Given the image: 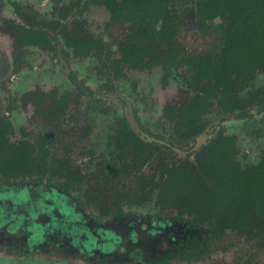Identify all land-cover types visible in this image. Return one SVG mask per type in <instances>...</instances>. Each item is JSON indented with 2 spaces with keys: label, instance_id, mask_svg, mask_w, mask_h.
Listing matches in <instances>:
<instances>
[{
  "label": "rangeland",
  "instance_id": "rangeland-1",
  "mask_svg": "<svg viewBox=\"0 0 264 264\" xmlns=\"http://www.w3.org/2000/svg\"><path fill=\"white\" fill-rule=\"evenodd\" d=\"M203 1L168 2L174 15H186L172 42L187 57L221 51L223 31L216 27L221 21L197 15ZM251 1L264 5V0ZM75 23L104 39L114 58H120L134 27V22H112L108 7L94 0H0V121L9 117L14 142L48 138L52 155L70 161L79 175L78 180L60 176L50 186L49 176L18 183L0 175V264H264V199L252 197L247 180L238 176L226 182L228 198L215 215L258 207L251 228L228 232L200 259L185 257L190 248L184 225L176 220L179 207L162 209L158 191L145 188L146 182L160 181L161 159L193 161L190 148H210L218 132L236 137L242 171L261 164L264 69L240 86L246 100L259 95L250 116L225 117L213 135L188 142L181 140L177 125L183 105L196 94L185 81L192 79L188 68L171 74L163 66L123 67L115 73L97 56H79L68 45L65 35ZM20 24L49 34L50 47L19 45L12 26ZM64 95L71 96L67 111L51 120L45 114L55 97ZM221 118L217 105L203 122ZM134 130L175 153L162 149L147 162L130 153L120 158L117 138ZM101 168L114 180L95 177ZM211 187L219 193L217 183ZM192 233L198 240L197 231Z\"/></svg>",
  "mask_w": 264,
  "mask_h": 264
},
{
  "label": "trees",
  "instance_id": "trees-1",
  "mask_svg": "<svg viewBox=\"0 0 264 264\" xmlns=\"http://www.w3.org/2000/svg\"><path fill=\"white\" fill-rule=\"evenodd\" d=\"M94 1L108 7L112 22H134L132 35L120 49V58H114L112 49L106 45L104 39L88 34L83 24L75 23L69 29L65 35L66 42L77 55L93 54L103 67L118 74L123 67L136 69L140 66L149 69L163 66L169 73L174 74L176 70L186 66L192 73V79L185 81L196 90V94L182 107L177 123L179 130H183L181 140L186 138L189 142L199 135H213L217 124L204 123L203 119L217 105L222 117L251 115L249 107L259 95L252 93L250 99L246 100L240 96V86L242 82L252 81L257 71L264 69V5L251 0L204 2L197 15L206 22L221 21L216 25L218 30L223 31L224 36L221 51L187 57L172 42L174 31L186 20V15H174L168 8L169 0ZM12 28L16 32L19 45L43 44L50 47L49 34L37 33L36 29L23 24ZM51 39L56 41L55 37ZM163 45H167L166 50ZM70 100V95L55 97L54 107L45 115L51 120L59 119L67 111ZM136 132L134 130L131 135L121 133L118 136L120 158L130 153L139 161L147 162L157 152L162 153V149L175 153L171 146L151 141ZM13 133L11 121L5 116L0 121V175L3 178L24 183L36 175L39 179L49 176V186L60 176L69 180L79 179L78 170L71 167L73 164L70 161L57 160L52 155V141L48 138H41L35 144L27 139L14 142L11 140ZM211 143L210 148L191 147L190 151L195 154V158L190 162L170 164L166 159H161L160 181H149L145 184V188L151 187L158 191V203L162 209L179 207L176 220L184 225L186 243L190 248V253L185 255L187 258H202L228 232L247 231L251 228L253 215L258 216V207L242 209L235 214L215 215L224 199L228 198L225 187L229 179L239 176L247 180L245 189L253 192L252 197L264 199V159L261 164L242 171L237 158L235 136L227 137L223 132H218L211 139ZM135 164L133 159L129 167L133 169ZM102 168L104 169V163ZM102 168L95 177L105 178L108 182L114 180ZM213 183L218 184L219 193L213 191ZM235 196L234 193L233 197ZM187 230L197 231L198 234L194 237L199 239H194L192 231Z\"/></svg>",
  "mask_w": 264,
  "mask_h": 264
},
{
  "label": "flooded vegetation",
  "instance_id": "flooded-vegetation-1",
  "mask_svg": "<svg viewBox=\"0 0 264 264\" xmlns=\"http://www.w3.org/2000/svg\"><path fill=\"white\" fill-rule=\"evenodd\" d=\"M206 1H208V0H205V1H203L201 4H199L198 8H200L201 5H202L204 2H206ZM188 10H191V9H188ZM192 10H193V9H192ZM188 12H189V11H188ZM222 118L224 119L225 117H222ZM222 118H221V119H222ZM219 120H220V119H219ZM219 120H218V121H219ZM216 124H217V122H216Z\"/></svg>",
  "mask_w": 264,
  "mask_h": 264
},
{
  "label": "water",
  "instance_id": "water-1",
  "mask_svg": "<svg viewBox=\"0 0 264 264\" xmlns=\"http://www.w3.org/2000/svg\"><path fill=\"white\" fill-rule=\"evenodd\" d=\"M222 119H223V118H222ZM222 119H220L219 121H217V124H218ZM199 147H200V144L197 145L195 149H199Z\"/></svg>",
  "mask_w": 264,
  "mask_h": 264
}]
</instances>
